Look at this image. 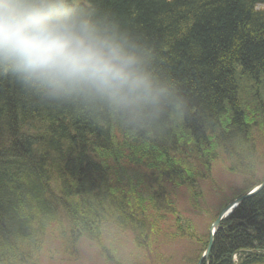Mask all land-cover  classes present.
<instances>
[{
  "label": "trees",
  "instance_id": "1",
  "mask_svg": "<svg viewBox=\"0 0 264 264\" xmlns=\"http://www.w3.org/2000/svg\"><path fill=\"white\" fill-rule=\"evenodd\" d=\"M256 5L262 8L256 9ZM79 6L135 44L166 91L157 113L132 120L103 100L75 95L46 97L15 76L0 74V264H54L66 257H81L78 244L85 236L80 246L87 242L89 248L90 242L107 238L102 232L107 225V204L114 207L113 224L123 226L127 218L130 223L136 222L139 233L148 232L140 227L131 207L147 216L151 204L144 206V202L150 200L137 187L140 182L135 180L136 172L121 166L122 149L109 134L116 124L126 129L124 142L142 149L143 159H161L168 157L172 140L180 138L176 134L180 119L194 136L202 131L204 121L216 125L218 119L223 120V125L215 129L217 140L227 138L221 144H212L204 137L192 139L194 146L208 155L219 145L223 153L230 154L231 146L225 143L235 136L229 133L247 137L246 128L252 123L256 126L258 121L241 118L240 100L244 98L250 104L245 94L237 103L240 110L233 107L237 88L232 85V77L240 69L235 64H239L250 73L254 88L264 92L260 89H264V0H80ZM254 102L263 108L264 96ZM171 109L179 116V112L184 114L185 119L169 118L167 111ZM252 115L257 117V113ZM262 119L259 121L263 123ZM124 142L123 147L128 149ZM109 145L116 155L107 150ZM199 159L202 166L210 164L207 157ZM53 165L59 175L58 186L43 196L27 195L26 184L36 181L47 166ZM155 165L153 171L169 177L156 183L172 179L175 188L188 186L191 172L186 168L190 166L184 171L180 164L175 169L169 164V171L161 172V166ZM107 167L109 175L118 167L121 176L116 179L114 175L110 180ZM31 169L38 172L36 178L30 176ZM23 177L27 183L19 180ZM263 179L264 174L260 180L253 179L234 199ZM189 182L198 192L204 181ZM159 187L163 195L166 189L162 183ZM174 216L176 235L185 231L204 248L207 233L202 231L201 235L178 213ZM162 226L168 231L166 223ZM154 229L151 226L150 232ZM17 234L21 242L11 240ZM57 234L60 245L54 240ZM61 248L65 255L60 254ZM92 252L105 264L107 242ZM234 253L240 259L235 264H264V187L232 211L215 234L202 264H231Z\"/></svg>",
  "mask_w": 264,
  "mask_h": 264
},
{
  "label": "clouds",
  "instance_id": "2",
  "mask_svg": "<svg viewBox=\"0 0 264 264\" xmlns=\"http://www.w3.org/2000/svg\"><path fill=\"white\" fill-rule=\"evenodd\" d=\"M80 0H0V74L50 98L105 101L132 120L157 113L164 87L125 35Z\"/></svg>",
  "mask_w": 264,
  "mask_h": 264
},
{
  "label": "rangeland",
  "instance_id": "3",
  "mask_svg": "<svg viewBox=\"0 0 264 264\" xmlns=\"http://www.w3.org/2000/svg\"><path fill=\"white\" fill-rule=\"evenodd\" d=\"M260 89L264 90L262 86ZM239 103L242 105L240 110L241 118L242 116H244L245 119L251 117L257 121L258 118L252 115L253 111L257 113L258 117L264 116V104L263 108H260L256 102H250V104L247 105L244 98H242ZM170 118L172 120H178L179 117L173 116ZM179 122H181V119ZM263 127L264 122L262 123L258 120L256 126L253 127V124H250V126L246 128L245 133L248 134V136L243 137V139L245 140L244 142L248 144V150L245 154L242 152V146H231V142L239 143V138L234 140L230 139L229 145L231 148H229L228 151H230V154L233 156L227 157V152L223 153L219 145L218 148L214 147L215 152L213 153L212 160H210V164H207V167H205L199 162L200 155L195 154V151V153L190 151L189 147L192 146V144L187 143H189L190 140L192 142V138L188 133L176 132L180 138L179 140H172L168 157H163L164 159H160V157H148V159H143L142 157L146 156L141 153L142 149L136 146H130L128 142H124L123 136L126 134V129L119 128V125L116 124V126L112 127L109 134H111V138L114 140L113 142L122 149V155L119 158V161H123L121 166L128 172H136L137 177L135 180L138 179L140 182V185L137 187L141 188L140 190L147 194L145 197L149 198L151 201L145 200L144 202V206L151 204L148 207L151 211L147 216L139 214L138 209L131 207L134 209V216L137 218L140 227L148 232L143 233L140 231L139 233L137 229H135L136 222L131 220L130 223L127 218L123 220L125 224L123 226H116V224H113L111 211L114 212V207L107 204V231L105 226L103 227L104 230H102L103 234H107V238H101L95 243L90 242L91 246L89 248L87 242H84L82 246H80V243L86 239L84 235L85 237L78 244L79 251L82 254L81 257H66L64 260H60V262H54V264H103L104 260L100 256L94 255L92 250L101 247L106 242L107 253H105V264H202V262L207 259L203 254L210 241L207 230L210 223L218 219L219 216L217 215H220L219 212L227 207L237 194L244 191L253 179L260 180V177L264 174V140H258V138L255 137L256 134H262L261 131H257L256 129H261ZM216 133L217 132L214 133V137ZM183 134L186 137H182ZM240 135H242V133H240ZM254 137L255 139H253ZM187 138L190 140L186 141ZM210 138H212V136ZM122 142L129 145L128 149L123 147ZM211 142L212 144H221L223 138L219 137L218 140L214 139ZM156 149L160 150L158 147H156ZM136 156L138 158L137 160L134 159ZM109 157H114V155ZM213 158L215 160H213ZM216 158L219 159L218 162ZM155 160L158 162L156 163ZM124 161H127L129 165H126ZM257 162L259 163V168L251 169V165ZM155 164L161 166L160 168L163 169L161 172L169 171L167 169L169 164H171L172 169H175L176 164H180L183 169L186 166H190V169L186 168V170L191 172L188 186L181 185L175 188L173 187L175 182L172 179H168L169 182L162 181L156 183L158 179L165 175L153 171L156 166ZM137 165L138 167H136ZM108 169L107 167L108 178L111 180L115 175L117 179V175H120L119 168L115 167V174L113 173L112 175H109L111 172L110 170L108 171ZM127 177L129 178L128 180H130V174L127 175ZM165 177L169 178L168 176ZM132 180L134 181V179ZM193 180L204 181L200 191L198 190L197 192L194 190V186L189 182ZM160 183H162L163 187L166 189L163 195L160 193ZM258 186L259 184L256 185V187ZM165 198L167 199L165 200ZM131 205L140 206L139 203H131ZM194 205L200 207L198 211L195 210ZM235 209L236 208H234V210ZM175 213H178L195 231L199 230L201 232L203 231V234H205L204 232L207 233L205 234L207 240L204 248L200 247V242L197 241V238H190V234L185 231H182L180 235H176L177 230H175L173 224ZM165 223L168 231L162 226ZM130 224H133V226L131 227ZM128 225L130 226L127 227ZM151 226H154L155 229L150 232ZM54 240L56 244H61V238L58 234ZM213 241L214 238H212V244ZM196 246L199 248L197 249ZM200 252L201 255L196 256ZM60 254H66L63 248L60 249ZM191 256L195 257L191 258ZM85 259L90 261V263H87ZM239 261L240 259L237 253L232 254L231 264L238 263Z\"/></svg>",
  "mask_w": 264,
  "mask_h": 264
},
{
  "label": "bare ground",
  "instance_id": "4",
  "mask_svg": "<svg viewBox=\"0 0 264 264\" xmlns=\"http://www.w3.org/2000/svg\"><path fill=\"white\" fill-rule=\"evenodd\" d=\"M255 8L256 9L262 8V6L261 5H256ZM235 65H237L238 68H240V69L237 70V72L232 77V85H233V87L237 88V90H236L237 94L234 97L236 102H234L233 107H235L239 111L240 108L238 107L237 103L239 102L240 97L244 96V94H245V96L249 98V101L251 103H253L256 98H262V95L264 96V92H262V93L258 92L254 88V86L252 85V82H251L252 77H250V73L249 72L244 71L242 69L241 65H239V64H235ZM175 110L177 111L178 109L175 108ZM175 110L171 109V110L167 111V114H168L169 118L173 117V116H175V117H180V116L183 117L184 116V119H185V115L184 114L179 112V114H180V116H179L178 114H176ZM253 112L256 113L255 111H253ZM263 117L264 116L258 117V115H257L258 120H263L262 119ZM244 121H247V120L245 119ZM181 124H182V122H177L176 123V129H178L179 133H188V134L191 135L192 139L193 138H196V139L202 138L203 139V137L204 138H209L210 139L209 141L211 142L212 140L217 139V137H214L215 129H216V126L223 125V120L222 119H218L216 125H211V124L207 123L206 121H204L202 123V127H201L202 131L200 133H196L195 136L193 135V130L189 126H187L185 124L184 125H181ZM252 124L254 125V123H252ZM190 126L192 127V125H190ZM256 130L257 131L260 130L262 132V134L261 135L256 134L255 137H257L258 140H264V128H262V129L257 128ZM211 136H212V138H210ZM229 136H235V137H230L231 140L239 138V143L231 142L232 143L231 146H242L243 147V151L242 152H243V154H245V152L248 150V144H246L244 142L245 140L243 139V137L240 136L237 133H229ZM182 137H184V134L182 135ZM255 137L253 139H255ZM202 139H201V141H202ZM225 139H227V138H225ZM225 139H223V140H225ZM187 140H190V139L187 138L186 141ZM226 141H228V140H226ZM190 143H192V146L189 147L191 152H193V153L196 152L195 154L200 155V157H207L208 159L212 160V157H213L214 154L208 155L207 152H204L203 150L198 149L197 147H195L194 144H193L194 142H191V140H190L189 144ZM225 144H229V141L227 143H225ZM107 150L110 151V152H114V149H113L112 145L107 146ZM115 155H116V153H115ZM226 156H230L231 157L233 155L227 154ZM213 160H215V159L213 158ZM216 161L218 162L219 159L216 158ZM251 166H252V168L258 169L259 168V163L257 162L255 164H252ZM29 174H30V176L32 178H36L37 175H38V172L35 169H31ZM26 179L27 178H25V177L19 178L20 181L27 183ZM58 184H59V175L56 172L55 166L54 165L53 166H47L43 176H40L39 178H37L36 181H30L28 184H26V186H28L27 195L33 196V197L34 196H43L48 191L56 188L58 186ZM175 195H177V194H175ZM194 208H195L196 211H198V208H200V207L194 205ZM217 216H219V215H217ZM228 217H229V215H225V216L220 217V219H219L220 221L216 225H215V221L210 223L209 228H207V230H208V238L210 236H212V238H214L215 234L217 233L218 230H220L222 228V224L225 223V221L227 220ZM12 227L14 228V230H16L15 229V223L12 224ZM199 233L202 235V232H199ZM11 240L12 241L21 242L22 238L20 237V235L17 234L15 236H13L11 238ZM209 253H210V251L208 252V254H207V256L205 258H208ZM203 256H205V251H204ZM205 264H208V263L205 262Z\"/></svg>",
  "mask_w": 264,
  "mask_h": 264
},
{
  "label": "water",
  "instance_id": "5",
  "mask_svg": "<svg viewBox=\"0 0 264 264\" xmlns=\"http://www.w3.org/2000/svg\"><path fill=\"white\" fill-rule=\"evenodd\" d=\"M264 187V179L263 181L260 183V185L254 189H252L251 191H249L248 193L240 196L239 198L233 200L230 204H228L227 207H225L224 209L221 210L220 215L218 217V219L215 220V225L218 224V222L220 221V217L224 216V215H229L236 206H238L243 200H245L246 198L250 197L251 195H253L254 193L260 191V189H262ZM210 241L208 244V247L205 251V256H207L208 252L210 251L211 247H212V236L209 237Z\"/></svg>",
  "mask_w": 264,
  "mask_h": 264
}]
</instances>
